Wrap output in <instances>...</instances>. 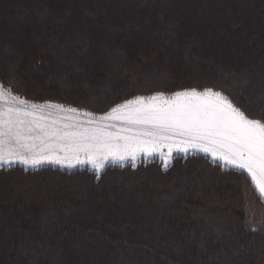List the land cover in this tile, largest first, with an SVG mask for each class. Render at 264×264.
Segmentation results:
<instances>
[{
	"label": "trees",
	"instance_id": "trees-1",
	"mask_svg": "<svg viewBox=\"0 0 264 264\" xmlns=\"http://www.w3.org/2000/svg\"><path fill=\"white\" fill-rule=\"evenodd\" d=\"M0 80L97 114L136 92L212 88L264 121V0H0ZM247 188L196 154L99 181L0 171V264H264Z\"/></svg>",
	"mask_w": 264,
	"mask_h": 264
},
{
	"label": "snow or ice",
	"instance_id": "snow-or-ice-1",
	"mask_svg": "<svg viewBox=\"0 0 264 264\" xmlns=\"http://www.w3.org/2000/svg\"><path fill=\"white\" fill-rule=\"evenodd\" d=\"M6 95L0 86V101ZM19 104L24 107L0 104V161L6 157L17 158L36 166L53 158L44 154L53 145L65 152L64 159L70 160L75 155L78 163L83 162L78 159L80 152L86 153L93 162L99 155L105 159L131 156L135 160L138 152L151 154L162 144L169 148V155L173 146L184 151L190 146L211 151L213 156L219 154L235 167L246 170L264 193V121L249 119L220 93L185 91L170 101L162 95L153 96L147 102L137 98L112 109L99 120L64 123L59 127L57 121L44 125L27 119L34 116L38 106L24 101ZM58 110L76 112L75 109ZM112 119L124 122L118 132L108 131L115 125L104 124ZM93 124L96 126H88ZM94 167L99 170L102 165L94 163Z\"/></svg>",
	"mask_w": 264,
	"mask_h": 264
},
{
	"label": "rangeland",
	"instance_id": "rangeland-1",
	"mask_svg": "<svg viewBox=\"0 0 264 264\" xmlns=\"http://www.w3.org/2000/svg\"><path fill=\"white\" fill-rule=\"evenodd\" d=\"M0 86H2L5 91H8L17 97L24 98L28 102H32V103H35L37 105H43V104L60 105V106H63L65 108H68V109H75L76 111H79V112H87L94 117H101L104 115L107 116L112 112V109H114L120 105H123L129 101L135 100L137 98H143L147 102L153 96L162 95L165 98V100L170 101L177 93H182L185 91H193V90L198 92V93H201V94H203L206 91H211L212 93H220L229 102H231L234 107L241 110L239 107H237L231 101V99L228 96H226L222 92H220L218 90H214L212 88H204V89H196V88L189 89L188 88V89H182V90H178V91H174V92H170V93L165 92L161 89H154L155 91H152L151 93H144L142 91L136 92L131 97H128L127 99L121 101L120 103L110 107L106 112L97 114V113L92 112V110L88 109L87 107H85V108L84 107H76V106L68 105L65 103L58 102V101H50V100L35 101V100L27 99L22 94L17 93L10 86H7L4 83H2L1 80H0ZM248 118L249 119H255V118H251V117H248ZM174 149L176 151H174ZM172 150L173 151H172L171 155H169V148L166 145L163 146V144H162L155 151H152L151 154H147L146 152H143V151L139 152L138 156H136L135 160H133L131 157H126L125 159L111 158L110 161H108V160L105 161L104 164H102L104 166L100 167L99 170H97V168L94 167V163L96 162V160L93 162L92 160H90L88 158V155L84 152H80L79 158L84 160L85 164L70 163L73 166H69L70 164L68 166L63 165V164H58L56 162L40 163V164H37L36 166H31L29 164L23 163L21 160H19L17 158H7L6 157V160L0 161V171H6V170L13 169V168H20L26 173H29V172L34 173V172H37L38 170H40L42 168L50 167V168H54V169H60L62 171L67 172L68 174L75 173L77 171H82V172L87 171L88 173L93 175L97 181H99L100 178L102 177V175L105 173V171L108 168H115V167L116 168H125L128 165H132V167L136 169L141 164L147 165V164H151V163H158L162 166L163 170H168L172 166V164L174 163L176 158L182 157V158L187 159L188 157L196 154V155H199V156L203 157L204 159H206L209 164H211L213 166L220 167L223 170H229V171L234 170V171L242 172L239 169L231 168L230 166L225 164L223 158H220L218 156H213V154H211L209 152H205L201 149H188L187 151H184V150H178L175 146H173ZM250 182H251V186H252L253 190H255L257 195H259L257 190H256V187L254 186L251 179H250ZM255 191H252L251 188L250 189L247 188L246 193H245V197H244V199L246 201L244 203V205L246 208L247 221L249 223V228L253 231L264 228V207H263L264 200L260 197V195H259V197L261 199L257 198L254 194ZM261 208H262V210H260Z\"/></svg>",
	"mask_w": 264,
	"mask_h": 264
},
{
	"label": "bare ground",
	"instance_id": "bare-ground-1",
	"mask_svg": "<svg viewBox=\"0 0 264 264\" xmlns=\"http://www.w3.org/2000/svg\"><path fill=\"white\" fill-rule=\"evenodd\" d=\"M6 93H8V95H6L3 98V100L0 101V104H2L4 107L12 106V107H20V108H23L24 105L19 104V101H24L25 104H27V105H33V104L34 105H37L35 103L28 102L24 98L17 97L15 95H13L12 93L8 92V91H6ZM12 97H15L16 100L13 101L12 100ZM48 105H52L53 107L49 108V107H47ZM37 106H38V109L35 110L34 116L27 117V119H29V120L35 119L38 123L44 124V125H51L53 121H57V125L56 126L59 127L60 125H62L64 123H74V122L84 123V122H86L88 120H99L101 118V117H94V116H92L91 114H89L87 112H79V111H76L75 113L67 112V111L61 112L58 109H60V108L68 109V108H65V107L60 106V105H55V104H43V105H37ZM84 113H87L88 116H84L83 115ZM77 114H79V115H77ZM118 115H120V114H118ZM123 123L124 122L122 120H120V119H112V120L104 121V124H106V125H115V127H110L108 129V131L113 132V133L118 132ZM88 126L89 127H95L96 125L93 124V125H88ZM165 145L166 144H163V146H165ZM188 149H200V148H192V147L189 146ZM174 151H176V150L174 149ZM140 152H142V151H140ZM143 152H146V151H143ZM138 153H137L136 156H138ZM146 153L149 154L148 152H146ZM209 153L212 154L211 151H209ZM44 154L45 155H51L53 158L52 159H48V160H44L41 163L55 162L56 159H60L62 162L61 163H58V164H63V165H67V166L70 163L85 164V161L79 158L80 157L79 156L80 153L78 154V159L80 161H83L82 163H78L77 162V157L75 155H72L71 158H70V160L69 159H64L65 152L64 151H61L60 148L58 146H56V145H53V147L51 149H46V151H45ZM216 156L220 157L219 154H217ZM127 157H131V156H127ZM111 158L112 157L109 156L105 160V158L103 157V155H99L96 158L95 164L96 165L97 164L98 165H102V164H104L105 161H107V160L110 161ZM224 162H225V164H227L231 168H234V169L236 168V169H239L240 171L246 173L249 176V178L251 179L250 174L246 170L235 167L234 165L230 164L225 159H224ZM102 166H104V165H102ZM251 181L253 182L254 186L256 187V190H257L258 194L260 195V197L264 200V193H261L259 187L257 186V184L252 179H251Z\"/></svg>",
	"mask_w": 264,
	"mask_h": 264
},
{
	"label": "water",
	"instance_id": "water-1",
	"mask_svg": "<svg viewBox=\"0 0 264 264\" xmlns=\"http://www.w3.org/2000/svg\"><path fill=\"white\" fill-rule=\"evenodd\" d=\"M104 116H106V115H104ZM104 116H101V117H104Z\"/></svg>",
	"mask_w": 264,
	"mask_h": 264
}]
</instances>
